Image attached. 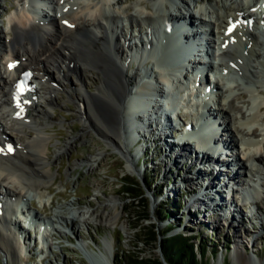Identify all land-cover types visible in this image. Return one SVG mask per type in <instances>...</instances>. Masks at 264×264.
<instances>
[{
    "label": "bare ground",
    "instance_id": "obj_1",
    "mask_svg": "<svg viewBox=\"0 0 264 264\" xmlns=\"http://www.w3.org/2000/svg\"><path fill=\"white\" fill-rule=\"evenodd\" d=\"M40 1L44 3L42 6L46 9L45 11L39 10V13L36 12L37 9L33 7L36 3L35 0H20L13 9V13L7 17L8 40L4 39L2 41L0 36V62L3 60L5 63L3 68L0 69V109L6 111L5 121L9 122L10 127L22 130L31 124L33 125V117H29V114L34 108V111L41 112L44 119V122L39 123L37 126L44 127L51 120L49 113L45 110L40 111L37 101L29 96L22 97L19 94L14 96L12 91L15 89L16 80L23 72L29 71L32 80L38 85L33 94L39 96L41 93H45V103L51 108L52 102L56 100L55 94L58 89L68 92L69 99L73 97L70 96L71 91L64 81L67 80L69 74H75L78 76V82L76 83L74 100L78 104L77 113L79 121L82 123V132L77 136L68 138L64 146L56 153L55 158L53 157L54 161H52L49 156L47 157V145L50 139L44 136L42 130L35 131L34 137L29 138L27 141L19 140L15 142L9 139V135H7V131L1 123V121H4V117L0 115V136L3 135L0 148L5 149V151L0 152V199L3 196V199L6 198L4 200L6 204L2 207L4 209L0 211V253H4L7 260L13 261L14 259L12 260L10 256L16 259L23 248L28 247L27 239L22 240V234L21 238L17 237V232H13L11 228L14 224L13 213L18 211L19 202L22 200L26 205V207L21 208L22 212L27 211L28 216L37 219V216L32 213L31 205L28 203L29 193H35L42 186L48 185V180L52 177L51 164L60 160L65 152L74 150L78 143H83L90 135L91 130L95 131L105 141L107 148L118 151L124 156L129 166L131 162L137 165L140 154L143 156L145 153L144 150L142 154L143 151L137 142L145 146L150 140L157 143V146L162 147L163 157H166V155L171 156L169 160L170 168H172V165L181 164L187 172L192 170L195 171L196 176H200V172L196 171V163L189 164L190 160L185 157L183 160L181 157H172L175 153L173 152L175 150L174 144L163 143V139L156 134L159 122L154 120L151 125L143 122L146 116L149 118L151 113H156V110L162 107L170 109L168 106L172 102H169V100L160 101L156 98L150 104L151 97H157V93L166 96L167 91L163 90L162 83L176 96L173 106H176L178 112H172L170 109L174 119L175 117L185 119L186 123L193 126H197L200 120L202 107H197L199 106V100L194 98L196 95L192 90V83L200 81L201 75L199 78L192 76L193 78L188 79L187 74V76L182 73L169 75L171 73L168 72V68L176 63L174 56H170L169 51L162 49L163 45L161 44V41H164L167 37L165 28L168 20L193 19L192 22H199L194 30L196 31L194 35H205L202 37L205 40L212 37V40H210L213 46L212 51L209 53L200 52L203 59H205L203 55H208L207 59L211 60V65H209L214 75L212 80L215 90L213 89L209 96H203L206 103L205 109L209 113L221 114L224 118L223 126L227 128L230 125L232 133L240 136L238 141L234 143L236 150L238 142L242 146L252 148L245 149L243 153L240 152L244 162H250L252 167L249 166L250 164L247 165L249 168L240 165L239 176H241L243 170L244 178H249L251 174L256 172L253 168L255 164L264 168V156L261 154L260 148L258 149L257 142L260 136H257V133L253 130L255 124L262 126L263 124L259 122L261 120L258 116L251 113L252 117L242 119L240 128L235 127L234 121L236 120L233 118V113L236 112L242 117L243 114L236 107L237 105L235 106V97L232 98L231 96L235 93L239 99L237 100L246 105L247 108H251V112L257 110L261 113L264 110V103L260 100L264 96V0H220L224 2L222 9H213L209 14V18L207 17L209 12L203 9H200L197 12L199 16H196L197 4L195 5V1L197 0H191L194 3L191 10L188 4L183 5L182 10L184 13L180 10L176 12L173 10V0H135L128 7H122V0ZM176 2H179V0H176ZM180 2L185 3L183 0ZM156 6L159 7L156 8ZM175 6L178 9L176 3ZM193 28L195 27L193 26ZM228 29L232 30V34L229 36L226 34ZM127 34H129V37H126ZM140 34H146V40H141L139 38ZM118 40H123V44L119 43ZM136 40L141 41L138 43ZM147 46L152 48L149 56L138 52L134 58H130L132 48L137 50L140 47L145 50ZM255 47H258V50H255ZM138 51L140 50L138 49ZM160 53L161 60L158 59ZM15 61L18 62V65L13 69H9L8 64ZM147 61L151 64L150 67L144 66ZM251 63H257V67H252ZM178 64L173 66L178 67ZM132 65L136 68H131ZM35 69H39L43 75L38 76L39 74L35 73ZM52 71L57 75L59 74L61 78L57 77L58 84L54 82L50 86L49 82L52 81L53 77L49 75ZM222 71H227L226 78H222ZM88 75H95L98 78L94 81L96 83L93 84L95 85L94 89H92L93 87L90 88L89 81L92 78H89ZM195 76H198V74ZM187 84L188 87L185 86ZM89 89L93 91H89ZM185 96H189L190 99L185 101ZM17 98L21 105L19 108L17 107ZM24 100L28 101L30 105L26 106L21 103ZM152 106L155 107V110L151 112L149 107ZM19 111V115L16 116L15 113ZM131 115H136L135 122L132 121L134 117ZM149 120H152V118ZM125 121L126 123H124ZM141 123L147 127L145 133L140 131L139 125ZM135 124L138 125L135 126ZM155 124H157L156 127ZM130 131L132 135L128 136ZM223 132L224 135H227L228 131L224 130ZM251 138H257V141L253 142ZM177 141H189V143H193L195 150L204 151L205 142L203 139H194L192 142L191 137L180 136ZM9 145L13 149L11 152L6 151ZM127 146L130 150H128L129 154L126 153ZM185 149L189 148L185 147ZM246 151H248L247 155H245ZM234 154H231V156ZM92 161L90 159L86 163L92 164ZM129 166L126 167L127 171ZM221 174L224 176L223 179L220 176ZM226 177L227 174L219 171L216 175L209 174L210 184L206 187L200 186L194 192L197 199H193L192 204L202 205L206 196L209 195L208 190H211V193L213 191L217 196L213 197L212 202L210 198L207 199L209 203L207 207L213 209L218 206L215 210V212H218L223 210V206H228L229 208L225 213L230 216V226L235 228L233 222L236 219L235 213H238V211L233 208L235 207L232 205L233 202L231 204V202L222 198L223 193L218 195L217 191H214L216 187H224L223 181ZM239 181L247 182L241 179ZM183 182L187 183L185 180ZM249 182L244 183V188L241 193L236 194V197L239 200L245 190L246 192L242 196L243 200L250 198V203L253 204L256 201V196L250 197L247 193L251 191L258 193V184H251L253 180ZM206 188L208 190H205ZM169 191L170 189L168 194ZM175 194L173 193L170 196L175 197ZM189 194H192V192ZM13 200V207H8ZM107 203L109 205H106V207L112 206L111 211L113 213H110L111 215L105 216V213H100L91 216L94 217L92 219H100V224L103 222L105 225L113 226L119 218V210L122 206L120 207L114 199L108 200ZM71 216V218H65L58 214L55 215V218L52 217V231L57 230L53 226V224L59 223L54 221L56 218L64 221L66 228L71 225L73 230L75 226L73 218L75 217L79 221L82 220L80 216H77L78 218L74 214ZM83 223L89 225L87 221ZM226 223L228 224V220ZM20 229L24 230L23 228ZM63 233L68 235L69 231ZM42 239L45 241V234ZM109 241L102 242L103 247L100 248L101 254L99 253V256L95 252L90 253L87 251L86 248L82 247V244L77 245V250L84 253L91 264H109L113 255L112 241ZM239 247L240 244L237 243L236 256L238 261L240 264H247V258L241 254Z\"/></svg>",
    "mask_w": 264,
    "mask_h": 264
},
{
    "label": "rangeland",
    "instance_id": "obj_2",
    "mask_svg": "<svg viewBox=\"0 0 264 264\" xmlns=\"http://www.w3.org/2000/svg\"><path fill=\"white\" fill-rule=\"evenodd\" d=\"M18 1L20 0H0V36L2 41L4 39L8 40L7 17L13 13V9L16 7ZM173 1L178 7V9H176V7L173 8L175 12L180 10L184 13L182 6L186 4L192 6L190 10L193 9L194 3H192L191 0H183V2H185L183 4L180 2L181 0H179V2H176V0ZM133 2H135V0H122V7L131 6ZM195 2V5L197 4L195 10L196 16H199L197 12L203 9L209 12L208 18L213 9H222V5L224 4V2L220 0H197ZM158 7L159 6H156V8ZM207 17L202 18L207 20ZM255 50H258V47H255ZM0 63V69H2L5 63L3 60H1ZM251 65L252 67H257V63H251ZM52 72L49 75L53 77V79H51L53 82H49L50 86H52L51 84H54V82L58 84L56 81L57 77L61 78L59 74L57 75L54 71ZM35 73L37 75L39 74L38 76L40 77L43 75L39 69H35ZM94 76L88 75L89 78H92L89 81L90 88L93 87L92 89H94L95 86L93 84H96L94 81L98 79ZM66 79V81H62H64L71 91L70 96H73L71 99L68 98V92L58 89L55 94L56 100L52 102L53 105L50 108L45 103V93H41V96H37L38 109L40 111H47L51 118L44 127L37 126L39 123L44 122V119L41 112L34 111V108L29 114V117H33V125L31 124L22 130L14 129L16 127H7L9 122L5 121V117L7 116L5 113L6 111L0 109V115L4 117V121H1V123L6 126L5 129L10 140L15 142L19 140L27 141L29 138L34 137L35 131L42 130L43 132H41L45 134L44 136L50 139L47 145V157L49 156V159H52V161H54L53 157L55 158L56 153L64 146L68 138L77 136L82 132V123L79 121V115L77 113L78 104L74 100L78 76L69 74ZM92 89H89V91H93ZM231 96L232 98L235 97V106L237 105L236 107H238L243 114L242 117V115L236 112L233 113V118L236 120L234 121L235 127L240 128V124L243 121L242 119H248L249 116L252 117V114L258 116L261 120L259 122H262L263 126L255 124V127H253L257 136L260 137L258 141L257 138H251V140L253 142H258V149L260 148L261 154L264 156V110L261 111V113L257 110L251 112V108H247L246 105L238 101L239 99L235 93ZM260 100L264 103V96H262ZM177 127L180 128L181 124L179 123ZM229 128L228 131L232 134L230 125ZM128 134V136H131V131ZM234 138L238 141L240 136L234 135ZM137 143L143 151L142 154L144 150L145 153L143 156L140 154L137 165L133 164L141 170L142 179L145 182L144 185L149 188L147 192L150 196L153 195L155 197V216H157L158 219L163 218V214L159 213L158 209L161 207L173 206V209L168 210L167 215H170L165 223L162 222L164 223L161 226L162 233L165 234L172 230L169 233L174 237L179 234L188 237L192 236L194 237L192 242L196 245L201 241L211 242L209 245L210 248L206 251L204 258L201 259L197 251V259L203 264H240L236 256L237 243L240 244L239 249L241 254L247 258V264H264V168L255 164L253 168L257 173L254 172L249 178L246 177L247 179H245L244 171L242 170V175L239 176L240 174H238L239 177L235 178L239 179L242 177V181H247L243 183H250L249 181L253 180L251 184H258V193L254 192L256 201L253 204L247 201L241 203L237 200L236 195L234 196L233 205L237 207L235 210L238 211V213H235L236 219L233 222V225H235L234 228V226H230V216L225 213L229 207L223 206V210L215 212L218 206L213 209L208 208L207 206H209V203L207 201V196L202 205L193 204L185 210L183 200L187 194L184 195L183 191L177 192L174 187L171 189L169 188V195L176 193L174 200L178 199L179 201L177 203L168 195L165 196L164 193H161V195L157 194L161 184H164L165 187H167L168 184H172L173 186L176 179L179 181V179L183 178L184 168H182L181 164L172 165V168H170L171 165H169V160L171 156L166 155V157H163V149L157 146V143L151 142L150 140H148L145 146L144 144L141 145L139 142ZM106 145L105 141H103L95 131L91 130L90 135H88L83 143H78L74 150L65 152L62 158L56 161L57 163L51 164L50 170L52 177L48 180V185L42 186L41 189L35 193H29L28 203L31 205V210L38 219L45 221L49 220L50 223H53L52 217L55 218V215L60 214L62 217L71 218V215L74 214L76 217L80 216L82 221L74 217L75 226L72 230L71 225H69V228H66L65 222L60 218H56L54 221H58L59 223L53 225L57 230L54 232L51 230L50 233H47L45 235L46 239L41 246L33 238L34 233L32 231L25 232L23 239H27L28 247L23 248V251L16 259L10 256L12 260L14 259L13 261L7 260L4 253H0V264H91V262L87 260L86 255L77 250V245L82 244V247L86 248L87 251L90 253L95 252L99 256L104 239L103 243L109 240L112 241L113 255L111 264L123 263L125 256H138L140 259L157 258L155 247L153 246L154 248H150L144 246L142 238L140 237V229L136 227L138 209L135 207V204L128 199L129 196L126 193V184L131 183L130 178L132 177L127 174L125 169L124 156L118 151L109 147L107 148ZM237 145L239 149H237L238 151L237 153L235 152V154L238 155V161L240 160L242 163L240 165H244L245 168H249V166L252 167L251 163L244 162V158L240 155V152L243 153L245 149L249 150L252 148L242 146L240 142H238ZM155 147L156 149L154 150ZM128 150L129 148L127 146V154H129ZM132 152L133 150L131 153ZM247 152L248 151L245 152V155L248 154ZM90 159L93 160L91 162L92 164L86 163ZM189 172L193 171L191 170ZM220 176L222 179L224 178L222 174ZM183 181L184 179L182 180L184 184ZM205 190L208 189L206 188ZM215 190L218 195H220L223 193L224 188L216 187L214 191ZM110 199L116 200L118 202L117 204H119L120 207L122 206L119 210V218L113 226L105 225L103 222L100 224V219H92L94 217L91 216L92 214L95 216L100 213H105V216L110 213L112 214V206L106 207V205H109L107 202ZM170 200L173 202L170 203L171 205H168ZM172 212L175 214H172ZM227 220L228 224L226 223ZM84 221H87L89 225H85L83 223ZM146 224L147 222L145 225ZM165 225L168 226L164 228ZM66 229L69 231L68 235L63 233V231L67 233ZM109 243L111 244L110 241ZM213 245L218 247L214 258L210 253Z\"/></svg>",
    "mask_w": 264,
    "mask_h": 264
},
{
    "label": "water",
    "instance_id": "obj_3",
    "mask_svg": "<svg viewBox=\"0 0 264 264\" xmlns=\"http://www.w3.org/2000/svg\"><path fill=\"white\" fill-rule=\"evenodd\" d=\"M125 160V169L129 166L127 163V160ZM127 174L130 175L132 178H130V182L126 184V193L128 194L129 198L132 203L135 204V207L138 209V213L136 216V224L138 229H140V237L142 238L143 244L146 247L154 248L155 247V253L157 255V258H147L151 260H155L158 264H169L164 256L163 251V240L165 238H172V236L168 231L165 233V235H162L164 233L161 232V226L165 223L166 220L160 218L158 219L156 215V200L153 195L150 196V194L147 192L149 188L145 187V182L142 179V172L140 169H136L134 164L131 162L130 166L128 168ZM184 176L183 178L179 179V181L174 182L175 186H172V184L167 185L166 188L163 189V193L166 196L168 194L169 188L172 187L175 188V191L181 192L183 191L184 194H188L186 197H184L183 205L185 206V210L189 206H192V200L196 199L197 195L189 194L190 191L197 190L200 185L206 186V182L204 179H202L200 176L195 175V171L188 173L186 170H183ZM188 173V174H186ZM185 180L187 183H182V180ZM173 184V185H174ZM187 186V187H186ZM169 195V194H168ZM185 213V212H184ZM147 224L145 225V223ZM164 222V223H162ZM168 225H165L164 228H166ZM143 229V230H142ZM145 233L144 234L142 233ZM149 232L150 236L147 235ZM150 237V239H149ZM154 246V247H153ZM111 264V262H109Z\"/></svg>",
    "mask_w": 264,
    "mask_h": 264
},
{
    "label": "trees",
    "instance_id": "obj_4",
    "mask_svg": "<svg viewBox=\"0 0 264 264\" xmlns=\"http://www.w3.org/2000/svg\"><path fill=\"white\" fill-rule=\"evenodd\" d=\"M161 193H162V186L158 189L157 194H161ZM170 203L171 202H168V205ZM169 209H173V206L171 205V206H166L164 208L161 207L158 209L159 213L163 214L162 219L166 220L168 218V216L170 215V214L167 215ZM172 214L175 213L172 212ZM142 234H144L145 236L144 232ZM147 235L150 236L149 232ZM193 239L194 237L192 236L188 237V236H183L181 234L172 238H165L163 240V251L167 262L169 264H203L201 261L197 259V254H198L197 251L201 256V259L204 258L206 251L210 248L209 245L211 244V242L201 241L199 242L198 245H196L192 242ZM217 249L218 247L216 245L212 246V251L210 253L213 258L216 255ZM121 264H158V263L155 262V260H151V259H140V257L138 256H129V257L125 256L123 263Z\"/></svg>",
    "mask_w": 264,
    "mask_h": 264
},
{
    "label": "snow or ice",
    "instance_id": "obj_5",
    "mask_svg": "<svg viewBox=\"0 0 264 264\" xmlns=\"http://www.w3.org/2000/svg\"><path fill=\"white\" fill-rule=\"evenodd\" d=\"M233 27H235V26L233 25ZM229 31H231V29H230ZM11 67H13V65H9V68H11ZM18 87H20V86L18 85ZM17 107H18V108L21 107L18 98H17ZM21 110H22V109H21ZM18 115H19V114H18ZM12 150H13V149H12V147H11L10 145H9V146L7 147V149H6L7 152H11ZM3 151H5V149L0 148V152H3Z\"/></svg>",
    "mask_w": 264,
    "mask_h": 264
}]
</instances>
